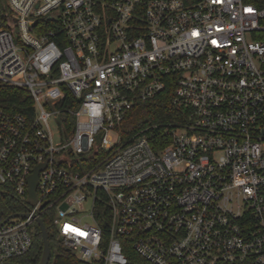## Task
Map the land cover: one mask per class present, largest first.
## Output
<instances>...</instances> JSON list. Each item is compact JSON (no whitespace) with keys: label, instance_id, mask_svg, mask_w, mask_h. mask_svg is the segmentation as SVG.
I'll use <instances>...</instances> for the list:
<instances>
[{"label":"built area","instance_id":"obj_1","mask_svg":"<svg viewBox=\"0 0 264 264\" xmlns=\"http://www.w3.org/2000/svg\"><path fill=\"white\" fill-rule=\"evenodd\" d=\"M4 7L0 83L34 112L0 110V188L7 217L25 215L0 219V263L30 251L45 214L82 264H128L129 247L144 264H264V0ZM168 82L186 121L160 149L156 125L123 142L128 113Z\"/></svg>","mask_w":264,"mask_h":264},{"label":"trees","instance_id":"obj_2","mask_svg":"<svg viewBox=\"0 0 264 264\" xmlns=\"http://www.w3.org/2000/svg\"><path fill=\"white\" fill-rule=\"evenodd\" d=\"M5 14L4 0H0V27L3 25ZM173 90V85L168 82L164 91L150 100L139 103L128 113L127 117L120 125L123 142L137 131L145 127L156 125V128L148 131L151 147L153 149H160L169 143L170 132L165 128L166 125H176L186 121L187 112L184 108L172 104L171 97ZM64 104L67 105V102ZM0 110L19 113L29 117L32 116L34 112L31 97L25 89L3 83H0ZM99 157L94 158L92 161L98 162L100 159ZM16 211L17 209L14 207V197L6 194L0 188V219L2 220ZM49 218L48 215H42V221L49 235L51 251V260L49 264H82L73 253L67 251L62 246ZM35 228L36 236L30 251L20 258L13 259L12 262L21 264L39 263L42 256L43 244L39 228ZM126 256L128 264H144L143 260L132 251L131 247L126 249Z\"/></svg>","mask_w":264,"mask_h":264},{"label":"water","instance_id":"obj_3","mask_svg":"<svg viewBox=\"0 0 264 264\" xmlns=\"http://www.w3.org/2000/svg\"><path fill=\"white\" fill-rule=\"evenodd\" d=\"M45 167V164L39 165L34 169V172L30 175L28 178V194H29V201L30 203H34L36 200V185L38 181V174L39 172ZM23 217L25 215L23 214H14L5 219V222L13 217ZM36 224L40 231V236L42 239L43 244V250H42V256L38 264H49L51 260V251H50V242H49V235L47 232V229L45 227V224L43 223L41 218H36ZM0 264H21L17 262H1Z\"/></svg>","mask_w":264,"mask_h":264},{"label":"rangeland","instance_id":"obj_4","mask_svg":"<svg viewBox=\"0 0 264 264\" xmlns=\"http://www.w3.org/2000/svg\"><path fill=\"white\" fill-rule=\"evenodd\" d=\"M52 128H53V126H52ZM120 129L121 128H119L118 129V133L120 134L121 132H120ZM54 130V129H53ZM110 138L112 139V143H116L117 142V139H118V135H117V133H114V132H111L110 134ZM88 205H87V203L85 204V209H88Z\"/></svg>","mask_w":264,"mask_h":264}]
</instances>
